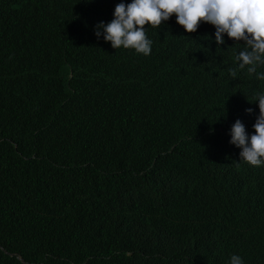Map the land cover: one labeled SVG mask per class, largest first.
<instances>
[{
  "label": "trees",
  "instance_id": "16d2710c",
  "mask_svg": "<svg viewBox=\"0 0 264 264\" xmlns=\"http://www.w3.org/2000/svg\"><path fill=\"white\" fill-rule=\"evenodd\" d=\"M115 1L0 0V264H110L109 250L141 246L135 264H150L156 230L177 229L202 234L205 251L191 242L160 264H222L228 232L264 233V171L214 164L219 139L200 136L232 119L227 97L240 91L220 86L215 47L161 28L146 32L159 44L147 60L103 49L94 26ZM40 38L54 49L45 78L13 67ZM175 52L185 59L171 69ZM32 111L46 120L26 136Z\"/></svg>",
  "mask_w": 264,
  "mask_h": 264
},
{
  "label": "clouds",
  "instance_id": "9594fccd",
  "mask_svg": "<svg viewBox=\"0 0 264 264\" xmlns=\"http://www.w3.org/2000/svg\"><path fill=\"white\" fill-rule=\"evenodd\" d=\"M114 5L112 19L105 23L102 18L94 26L95 44L103 49H130L139 56L135 58L147 60L159 44L153 41L152 35L148 38L146 32L150 35L161 28L176 31L187 38L211 42L217 51L214 59L220 86L236 87L240 91L227 97V102H230L228 117L232 119L225 125L217 123L212 130L205 126L200 136L207 138L213 134L212 137L219 139L214 143V153L210 147L214 164L228 163L252 173L264 171V0H116ZM28 48L26 55L22 54L21 61L13 67L17 69L26 64L28 76L48 77L55 65L51 62L54 49L41 38L36 47ZM184 59L183 54L173 53L169 60L170 68H178ZM77 65H69L70 79L75 80ZM250 104L252 106L248 108ZM255 108L259 110L256 118L244 120L246 114H251ZM193 109L199 113V106H193ZM35 120H46V116L32 111L24 122L26 136L35 134L30 127ZM162 156L154 157L144 173L150 174ZM236 180L244 189L251 186V181L245 176H237ZM199 199L204 200V197ZM187 231L156 230L159 235L153 237L155 246H158L154 254L161 253L162 258L151 260L150 264H160L173 252L184 256L187 244L191 242L199 243V248L193 250L197 254L205 251V244L198 241L203 235L194 236ZM209 231L214 240L220 238L216 229ZM226 239L233 246L224 253L222 264H264L263 232L249 235L230 231ZM145 250L146 246L118 247L109 250L103 260L110 264H135L137 256L146 258ZM18 259L25 264L22 257ZM200 264L206 262L202 260Z\"/></svg>",
  "mask_w": 264,
  "mask_h": 264
}]
</instances>
